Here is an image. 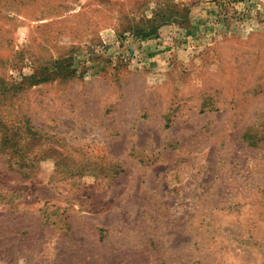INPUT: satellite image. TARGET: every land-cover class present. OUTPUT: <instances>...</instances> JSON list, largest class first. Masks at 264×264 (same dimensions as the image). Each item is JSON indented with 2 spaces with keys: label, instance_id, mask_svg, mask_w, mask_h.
<instances>
[{
  "label": "rangeland",
  "instance_id": "obj_1",
  "mask_svg": "<svg viewBox=\"0 0 264 264\" xmlns=\"http://www.w3.org/2000/svg\"><path fill=\"white\" fill-rule=\"evenodd\" d=\"M0 264H264V0H0Z\"/></svg>",
  "mask_w": 264,
  "mask_h": 264
}]
</instances>
